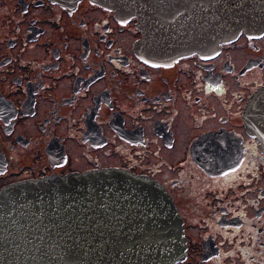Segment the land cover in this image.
<instances>
[{
  "label": "flooded vegetation",
  "instance_id": "flooded-vegetation-1",
  "mask_svg": "<svg viewBox=\"0 0 264 264\" xmlns=\"http://www.w3.org/2000/svg\"><path fill=\"white\" fill-rule=\"evenodd\" d=\"M0 5V180L12 177L0 187L123 169L170 199L184 245L172 264H264V155L242 123L264 81V31L176 54L109 3ZM5 151L38 159L6 169Z\"/></svg>",
  "mask_w": 264,
  "mask_h": 264
},
{
  "label": "water",
  "instance_id": "water-1",
  "mask_svg": "<svg viewBox=\"0 0 264 264\" xmlns=\"http://www.w3.org/2000/svg\"><path fill=\"white\" fill-rule=\"evenodd\" d=\"M98 1L118 10L136 4ZM133 7L128 9L135 15ZM135 16L155 47L188 53L211 48L239 30L264 31V0H155L149 16ZM242 123L264 154V82L248 97ZM149 182L144 176L107 168L46 177L26 188L11 187L20 198L27 195L22 190H28L32 195L28 207L34 205V210L36 199L42 198V235L37 237L42 239V264H172L183 254V237L170 199L142 198L150 194L144 189ZM139 199L140 205L133 209L124 204ZM2 224L7 227L0 230V248L9 258L8 248L18 243L20 250L19 242L28 235L23 224ZM0 264L7 260L0 258Z\"/></svg>",
  "mask_w": 264,
  "mask_h": 264
},
{
  "label": "bare ground",
  "instance_id": "bare-ground-1",
  "mask_svg": "<svg viewBox=\"0 0 264 264\" xmlns=\"http://www.w3.org/2000/svg\"><path fill=\"white\" fill-rule=\"evenodd\" d=\"M135 1L136 4H134V7L131 4H127L123 8L124 12H126L129 16L130 15H137L140 19L146 18L149 16V14L152 12L153 7L155 6V0L148 1V0H132ZM128 6L133 7L137 13L132 14L130 10L128 9ZM156 38H159V36L156 34ZM255 90V89H254ZM258 147V146H257ZM260 150V149H259ZM262 151V150H260ZM16 191L15 187H10L6 190V193H13ZM142 198H156L155 195L152 194H145ZM142 199L139 200H131L129 203H124L129 208H135L140 205V202ZM42 201H38L36 203V210L33 208L30 210L27 209H20V214L23 220L15 219L14 223H21L23 224L21 229L25 230V233L28 235L26 239L19 242V246L22 248L19 250L18 248H15L14 246H10L7 251H9V254L11 256L10 261L7 257L4 256L3 250L0 248V256L2 259H6L7 262H16L18 261L19 264H24L23 256H28V264H32L33 262L35 264H42V240L37 238L39 233L42 234Z\"/></svg>",
  "mask_w": 264,
  "mask_h": 264
},
{
  "label": "rangeland",
  "instance_id": "rangeland-1",
  "mask_svg": "<svg viewBox=\"0 0 264 264\" xmlns=\"http://www.w3.org/2000/svg\"><path fill=\"white\" fill-rule=\"evenodd\" d=\"M2 2H9V0H0V3H2ZM0 14H1V11H0ZM3 37L4 36H1V34H0V44L4 43ZM32 55L36 56L35 48L30 47V46L27 48V46H26L20 52L19 56H21L22 58H28L27 60L23 61V63H27L31 59L30 56H32ZM0 56H1V54H0ZM12 62H15V61L13 60ZM11 65L13 66V64H11ZM8 73L9 72L7 70H4V72L2 74H0V78L2 76H4L5 74H8ZM20 154H22V156H20ZM5 157H6V161H7L6 169H13L17 165H19V163L27 161L28 159H31L32 161L37 162L38 154H37V151H9V152L5 151ZM22 173L27 174L26 171H23ZM11 178L12 177H8L6 180H9ZM6 180H0V183H3ZM194 205L198 206V204H195V203L190 201L183 208L184 212L187 214V217L189 219H193L194 217H197V213L194 210ZM199 207H200V205H199ZM199 207H198V209H196L197 211L199 210Z\"/></svg>",
  "mask_w": 264,
  "mask_h": 264
}]
</instances>
